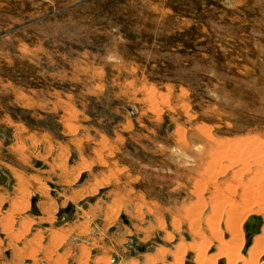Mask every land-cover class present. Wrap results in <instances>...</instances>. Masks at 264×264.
Wrapping results in <instances>:
<instances>
[{
    "label": "rangeland",
    "instance_id": "rangeland-1",
    "mask_svg": "<svg viewBox=\"0 0 264 264\" xmlns=\"http://www.w3.org/2000/svg\"><path fill=\"white\" fill-rule=\"evenodd\" d=\"M0 166V264H264V0H0Z\"/></svg>",
    "mask_w": 264,
    "mask_h": 264
},
{
    "label": "bare ground",
    "instance_id": "bare-ground-1",
    "mask_svg": "<svg viewBox=\"0 0 264 264\" xmlns=\"http://www.w3.org/2000/svg\"><path fill=\"white\" fill-rule=\"evenodd\" d=\"M232 192H233V191H232ZM232 192H231V193H232ZM231 195H232V194H231ZM233 195H234V194H233ZM232 198H233V197H232ZM231 203H232V202H231ZM223 204H224V203H223ZM229 205H230V203H229ZM231 206H232V205H231ZM259 206H260V205H259ZM215 207H217V206H215ZM233 207H234V208H233ZM235 207H236V205H233L232 207L229 206V209H231V208L235 209ZM237 208H238V207H237ZM237 208H236V209H237ZM246 208H247V207H246ZM215 209H216V208H215ZM218 209H219V208H218ZM216 210H217V209H216ZM228 211H229V210H228ZM231 211H233V210H231ZM231 211H230V212H231ZM235 211H236V210H234V212H231V213L228 212V213L230 214V217H231L232 215L234 216L233 213H235ZM248 213H249V211H248ZM220 214H221V213H220ZM229 214H228V215H229ZM231 214H232V215H231ZM226 215H227V214H226ZM244 215H245V214H244ZM236 216H237V215H236ZM244 217H245V216H244ZM227 219H228V217H227ZM230 219L232 220V219H235V218H230ZM232 221H233V220H232ZM234 221H236V220H234ZM234 221H233V223H234ZM227 222H228V221H227ZM231 224H232V223H231ZM231 224H230V225H231ZM227 225H229V224L227 223ZM232 225H234V224H232ZM234 226L236 227V225H234ZM239 226H240V225H239ZM230 227H231V226H230ZM233 231H234V230L232 229L230 232H233ZM235 232H236V231H235ZM233 233H234V232H233ZM237 233H238V232H237ZM263 233H264V230H263ZM232 236H233V234H232ZM236 236H237V235H236ZM233 237H234V236H233ZM235 239H236V238H235ZM262 239H264V238H262ZM257 241H259V240L257 239V240H256V243H257ZM263 241H264V240H263ZM258 243L260 244V241H259ZM230 244H231V243H230ZM263 244H264V243H263ZM254 248H255V247H254ZM227 249H228V248H227ZM231 249H233L232 246H231ZM231 249H229L228 251H230ZM255 249H256V248H255ZM231 251H232V250H231ZM249 251H250V250H249ZM252 252H253V250H252ZM254 253L257 254V252H254ZM249 254H250V252H249ZM252 254H253V253H252ZM251 256H252V255H251ZM251 256H249V257H251ZM253 258H255V257H252V261H253ZM248 259H249V258H248ZM252 261H251V262H252ZM242 262H243V259H242ZM240 263H241V262H240ZM199 264H200V263H199Z\"/></svg>",
    "mask_w": 264,
    "mask_h": 264
},
{
    "label": "crops",
    "instance_id": "crops-1",
    "mask_svg": "<svg viewBox=\"0 0 264 264\" xmlns=\"http://www.w3.org/2000/svg\"><path fill=\"white\" fill-rule=\"evenodd\" d=\"M0 172L2 173V174H7V172H6V170L3 168V167H1L0 166ZM8 174H9V172H8ZM11 175V174H10ZM13 178V177H12ZM2 187V184H0V188ZM3 188V187H2Z\"/></svg>",
    "mask_w": 264,
    "mask_h": 264
}]
</instances>
